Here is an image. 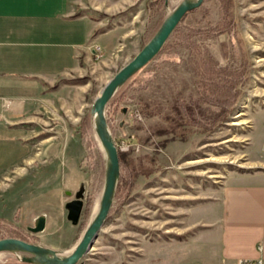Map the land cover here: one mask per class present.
Wrapping results in <instances>:
<instances>
[{
    "label": "rangeland",
    "instance_id": "374dc122",
    "mask_svg": "<svg viewBox=\"0 0 264 264\" xmlns=\"http://www.w3.org/2000/svg\"><path fill=\"white\" fill-rule=\"evenodd\" d=\"M167 1L82 0L76 6V15L89 17L100 31H115L113 48L104 55L96 44L97 58L89 53L79 70L60 77L45 123L34 119L25 134L34 156L42 143L63 148L71 139L81 155L82 181L53 207L34 182L23 213L0 219V240L20 239L61 257L73 252L105 185L107 158L93 104L183 0ZM106 120L123 163L109 215L78 264H237L227 257L236 250L227 248L219 227V202L235 176L264 172V0H204L116 92ZM13 177L1 185L14 183ZM79 186L84 206L73 226L64 205ZM44 211L46 229L34 235L28 228ZM22 256L1 253L0 264H19Z\"/></svg>",
    "mask_w": 264,
    "mask_h": 264
},
{
    "label": "crops",
    "instance_id": "0c3cea01",
    "mask_svg": "<svg viewBox=\"0 0 264 264\" xmlns=\"http://www.w3.org/2000/svg\"><path fill=\"white\" fill-rule=\"evenodd\" d=\"M80 1L0 0V180L14 174V183L0 182V219L23 213L34 182L40 184L44 204L53 207L62 195L72 197L82 181L81 155L71 139L64 149L60 143H42L34 156L25 134L34 119L45 123L44 112L49 113L53 101L50 91L60 77L79 70L81 58L89 57L94 45L104 55L113 48L115 31H100L89 17L77 16ZM219 206L227 248L236 250L227 257L264 261V172L231 179ZM48 215H41L46 226Z\"/></svg>",
    "mask_w": 264,
    "mask_h": 264
},
{
    "label": "water",
    "instance_id": "95a60500",
    "mask_svg": "<svg viewBox=\"0 0 264 264\" xmlns=\"http://www.w3.org/2000/svg\"><path fill=\"white\" fill-rule=\"evenodd\" d=\"M167 3L168 1L166 0L165 5ZM203 3L204 0H183L164 20L156 34L142 50L109 80L95 100L91 113L94 117L96 136L107 158L105 185L99 209L73 252L68 257H61L57 252L49 248L30 244L20 239L7 238L0 240V254H22L20 261L26 264H78L88 253L109 215L120 176L119 154L108 129L106 107L116 92L161 52L184 18L190 12L200 8ZM84 193L85 188L81 186L74 199L65 205L67 220L73 226L79 224L84 206ZM45 226L46 219L40 216L36 219L34 227L28 228V231L34 235L39 234L45 230Z\"/></svg>",
    "mask_w": 264,
    "mask_h": 264
},
{
    "label": "built area",
    "instance_id": "2783aa9c",
    "mask_svg": "<svg viewBox=\"0 0 264 264\" xmlns=\"http://www.w3.org/2000/svg\"><path fill=\"white\" fill-rule=\"evenodd\" d=\"M101 48L96 46L93 49V54L96 56V58L98 57V55H96L97 53H100ZM259 250H261V248H259ZM237 264H264V261L262 259H258L255 261H251V260H239L237 262Z\"/></svg>",
    "mask_w": 264,
    "mask_h": 264
},
{
    "label": "trees",
    "instance_id": "16d2710c",
    "mask_svg": "<svg viewBox=\"0 0 264 264\" xmlns=\"http://www.w3.org/2000/svg\"><path fill=\"white\" fill-rule=\"evenodd\" d=\"M192 12H193V11H192ZM216 72H217V71H216ZM111 101H112V99L110 100V102H111ZM110 102H109V103H110ZM177 114H178V113H177ZM118 154H119V161H120V165H121V164L123 163V158L121 157V153L118 152ZM1 221H2V220H0V223H1ZM15 232H18V231H15ZM19 264H26V263H22V262H21V263H19Z\"/></svg>",
    "mask_w": 264,
    "mask_h": 264
}]
</instances>
